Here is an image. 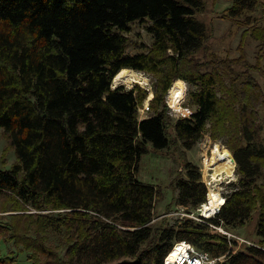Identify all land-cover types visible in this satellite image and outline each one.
I'll list each match as a JSON object with an SVG mask.
<instances>
[{
  "label": "trees",
  "instance_id": "16d2710c",
  "mask_svg": "<svg viewBox=\"0 0 264 264\" xmlns=\"http://www.w3.org/2000/svg\"><path fill=\"white\" fill-rule=\"evenodd\" d=\"M227 2L223 17L242 28L235 58L213 52L211 28L196 17L202 0H0V131L16 159L0 169V243L12 247L0 264L20 255L29 264H163L181 241L226 255L218 264H264V24L251 16L264 0ZM133 25L149 45L128 36ZM128 72L154 81L141 120L148 91L112 88ZM175 81L192 111L172 120L164 99ZM203 135L236 165L208 222L231 231L256 213L257 243L230 248L215 229L165 216L152 226L161 193L136 179L140 158L174 141L189 151ZM180 161L174 207L194 210L206 189L198 168Z\"/></svg>",
  "mask_w": 264,
  "mask_h": 264
},
{
  "label": "rangeland",
  "instance_id": "374dc122",
  "mask_svg": "<svg viewBox=\"0 0 264 264\" xmlns=\"http://www.w3.org/2000/svg\"><path fill=\"white\" fill-rule=\"evenodd\" d=\"M202 2L204 4L205 10L201 14H197L196 17L203 23H205L207 27L211 28L210 40L208 43H210L213 52L221 57H238L239 54L236 50V46L240 40L242 28H238L229 19L223 17V11L230 5L229 2H227V0H202ZM251 16L259 19V22L264 24V9L258 8L254 13L251 14ZM128 36L132 40L144 43L146 45H149L151 43L150 37L146 34L144 29L138 25L132 26L131 32L128 34ZM128 50L130 54H133L135 52L133 49ZM256 51L257 50L255 42L249 38L246 39L244 54L247 61L251 64L254 63ZM262 64L264 66V60ZM132 73H134V75H132L125 82L114 84L112 81V88L122 85L125 89H131L134 85H138L139 87L148 91L146 99L138 107V118L141 120L148 116V111L145 110V107L149 106V101L153 97L154 81L148 74L140 72ZM256 76L257 75H255V77ZM131 80H134L135 82ZM174 83H172V85L174 84V86H178L176 84H179L178 87L182 91V96L183 93L185 96L184 100L181 103L179 102V105L175 107L176 109H181L180 113L171 112V110L167 106V114L172 120L180 117H187L192 111L191 109L183 106L185 102L187 86L181 81H175ZM172 85L170 88L174 87H172ZM170 88L165 94V103L167 100H171V95L169 94ZM261 118V131L259 133V140L264 146V111H261ZM169 135L173 139L171 131L169 132ZM226 150L227 149L221 142L212 141L207 135H203L196 146L189 151H183L181 147H179V143L175 141L168 149L165 150H152L149 148L148 153L140 158L135 176L139 182L146 185L155 186L158 188V190H160L161 197L159 201H156V204L154 206V219L152 226H157V224L160 223V219L162 217H167L166 211L168 207L173 206L172 210L174 208V197L176 195L174 181L177 177H185V171H183L181 167V157H184L186 162H190L191 164L195 165L199 170L200 176H202V173L206 175L205 170H208L209 167L227 161L233 163V161L231 160L232 157L230 156L231 153L227 150L230 153L229 154L228 152H226ZM15 161L16 159L14 151L12 148L8 147V143L0 131V169H10ZM235 167L234 169L231 168V171H227L224 168L221 169V175L225 181V183H223V189H225L226 192L227 183L236 180ZM224 174L229 175V177L225 176ZM3 215L5 214L0 213V217ZM167 219L170 221L171 225H173L174 222L177 225L180 224L177 222L179 221L177 219H173L170 217H167ZM256 225L257 214L253 213L243 227L231 230L229 232L232 235L243 238L250 243H257L258 237L256 236L255 232ZM9 251H12V247L10 245H4L3 243H0V256L7 254ZM17 264L29 263L26 261L24 255H20L17 256Z\"/></svg>",
  "mask_w": 264,
  "mask_h": 264
},
{
  "label": "built area",
  "instance_id": "2783aa9c",
  "mask_svg": "<svg viewBox=\"0 0 264 264\" xmlns=\"http://www.w3.org/2000/svg\"><path fill=\"white\" fill-rule=\"evenodd\" d=\"M170 94V93H169ZM184 93L183 96L180 98L178 102H175L171 97V100H167L166 104L171 110V112L180 113L181 109H176L175 107L179 105L184 100ZM168 98V97H167ZM145 110L148 111V107H145ZM235 167V164H234ZM234 169V168H233ZM204 175L202 173L201 182L203 183L206 189V197L205 202L200 204L194 210H188L184 206L176 205L172 211L167 213V217L177 219L178 223L185 222V221H192L196 224H204L209 228L215 229L217 232L221 233L226 237V240L231 248V241H236L237 245H252V243L246 241L243 238L237 237L232 235L229 231L223 229L221 225L214 226L213 224L209 223L208 221L214 218L220 211L221 207L225 202V196L227 192L223 189V183H225L222 175L217 176L216 180L211 178L212 168L209 167L208 170H205ZM230 183V182H228ZM227 183V184H228ZM212 192L217 194L220 199V203L215 206L214 208H208L207 205L209 204L208 195ZM176 250V255L170 258L171 253ZM226 255H223L218 258H211L207 254L198 251L193 245L188 242L181 241V242H174L170 252L166 255L163 260V264H218L225 260Z\"/></svg>",
  "mask_w": 264,
  "mask_h": 264
},
{
  "label": "bare ground",
  "instance_id": "6f19581e",
  "mask_svg": "<svg viewBox=\"0 0 264 264\" xmlns=\"http://www.w3.org/2000/svg\"><path fill=\"white\" fill-rule=\"evenodd\" d=\"M132 75H134V73L132 72H129L128 74L124 75V76H120V77H117L116 79H114L113 83L114 84H117V83H120V82H125L127 81ZM179 86V84H176ZM174 86V85H173ZM172 86V87H173ZM178 86H174L173 88L170 89L169 93L171 95V97L173 98V100L175 102H178L180 100V98L182 97V91L180 90V88ZM178 108V107H177ZM211 160V159H209ZM208 161V160H207ZM212 174H211V178L213 180H216L217 179V176L221 175L222 174V171L221 169H226L227 171H231L234 166H233V163L230 162V161H227V162H224V163H221V164H218V165H215V166H212ZM232 168V169H231ZM232 174V173H231ZM225 175V174H224ZM227 177H229V175H225ZM208 199H209V204L207 205L208 208H214L215 206H217L219 203H220V199L219 197L217 196V194H214L212 192L209 193L208 195ZM176 255V250H174L171 255H170V258L174 257Z\"/></svg>",
  "mask_w": 264,
  "mask_h": 264
},
{
  "label": "water",
  "instance_id": "95a60500",
  "mask_svg": "<svg viewBox=\"0 0 264 264\" xmlns=\"http://www.w3.org/2000/svg\"><path fill=\"white\" fill-rule=\"evenodd\" d=\"M229 153V152H228ZM230 154V153H229ZM231 157H232V155H230ZM232 161L234 162V164H235V161H234V159H233V157H232Z\"/></svg>",
  "mask_w": 264,
  "mask_h": 264
}]
</instances>
